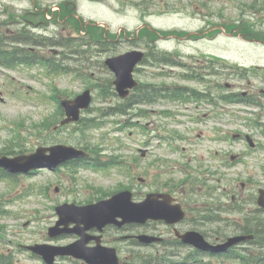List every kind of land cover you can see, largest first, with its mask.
Wrapping results in <instances>:
<instances>
[{"label": "rangeland", "instance_id": "rangeland-1", "mask_svg": "<svg viewBox=\"0 0 264 264\" xmlns=\"http://www.w3.org/2000/svg\"><path fill=\"white\" fill-rule=\"evenodd\" d=\"M66 2L69 3L68 9L74 2L77 13L84 18L108 24V29L104 26L91 29L93 38L106 36L117 39L115 47L79 53L81 56L72 54L65 60L73 67V72L85 71L94 79L100 78L103 83L112 77L103 65L106 58L134 48L126 38L133 36L144 23L158 28L161 35H167L168 29L185 35L187 31L218 25L228 33L238 31L246 38L259 41L247 42L235 34L227 37L217 33L216 28L210 32L215 35L201 34L203 38L196 41L195 37L163 39L157 34H150L151 38H157L159 47L182 53L192 65H207L209 58L204 55H215L245 66L264 64V0H0V30L14 38L23 31V26L40 32L42 23L47 26L41 28L44 34L51 37L67 36L68 32L79 35L83 27L79 22L74 19L69 22L58 20L60 7ZM6 6L20 15L18 18L22 23L5 25L2 22L9 20L1 12ZM49 13L51 19L47 17ZM62 16L66 19L65 15ZM142 31L139 36L148 34ZM40 48L49 56H58L61 52L59 47ZM40 48L36 50L40 51ZM174 71L177 69L170 72ZM73 72L48 77L40 66L0 69V152L13 156L33 152L39 146L63 143L84 147L95 154L98 152L103 160L113 156L114 161H122L123 164L106 171L87 168L70 171L68 166L52 171L43 167L34 174L18 175L14 184L0 180V201L8 211L0 215V249L9 254L15 260L13 262L41 263L30 256L24 245L45 241L65 245L76 239L74 234L53 240L48 237V228L57 219L55 206L63 202L82 203L119 189L132 190L135 200H140L148 191H159L160 186L167 182L175 190L182 191L188 187V197L178 198L192 211L198 205L218 204L220 197L216 195V190L224 192L222 187L227 186L233 192L236 189L245 196L250 192L256 193L259 187L264 186V149L257 147L252 150L246 140L232 138L235 132L248 133L256 143L264 145L263 135L245 120L254 117L250 112L252 108L225 106L226 110L237 113L243 120L211 118L209 113L212 109L207 102L166 103L153 107L158 110L173 109L175 113H166L168 117L154 113L148 117H135L133 113H138L135 110H131L132 117L128 114L104 115L101 111L109 112V107L116 106L120 97L112 95L104 100L94 82L76 77ZM153 73L152 69L142 68L136 78L144 82L180 81L173 74L166 79L154 77ZM214 77L217 80L226 78L222 82L233 83V88L237 90L255 92L261 88L255 77L250 83H240L235 77L226 75ZM185 84L203 87L197 83ZM88 88L92 90V108L83 112V117L94 119L101 126L86 127L82 131L74 129L75 125L71 129L57 127L63 116L57 100L74 98ZM257 111L254 109V113ZM120 120H128V126L120 128ZM157 135L159 137L156 138ZM140 149L145 150L144 155ZM235 154L241 161L231 159ZM200 165H204L202 169ZM221 200H228V197L224 196ZM244 213L234 212L230 217L237 221ZM227 214L223 213L226 217ZM228 230L227 235H231L229 227ZM116 236L111 234L108 237ZM107 244L117 246L121 258L129 250L125 241ZM65 260L61 264H82ZM212 263L233 264L228 261Z\"/></svg>", "mask_w": 264, "mask_h": 264}, {"label": "water", "instance_id": "water-1", "mask_svg": "<svg viewBox=\"0 0 264 264\" xmlns=\"http://www.w3.org/2000/svg\"><path fill=\"white\" fill-rule=\"evenodd\" d=\"M143 53L131 51L124 55L109 58L107 64L116 73V86L122 96L129 92V88L136 86L137 82L133 76L135 65L141 61ZM90 90L85 91L73 100L62 102L66 109L68 118L64 121L77 120L80 111L87 108L91 102ZM50 151L47 155L46 152ZM84 152L72 146L56 145L52 147H39L34 153L29 155H19L13 158L1 156L0 166L11 172H28L32 168L44 166H56L69 159L83 156ZM132 194L128 191L115 195L110 200L101 201L89 206H76L74 204H64L58 207L61 220L50 228V236H58L67 232H76L82 239L76 243L66 246L35 245L30 246L35 252L42 254L45 260L52 264L57 255L72 254L76 257L85 258L92 264H114L118 261L115 249L100 245V236H90L87 230L98 228L102 230L108 223L123 225L126 222H144L148 218L165 219L167 222H175L183 218L184 212L180 205H172L169 202L158 201L154 196H148L142 203H134L131 200ZM169 200V199H168ZM259 203L264 206V190L260 191ZM117 217H122L118 221ZM71 223H76V227L69 228ZM61 225H65L61 228ZM83 225V226H82ZM183 240L192 243L200 248L219 250L246 239L245 236L232 237L223 245L213 246L209 244L198 232H188L182 236ZM91 239H97L98 245L88 247L87 243Z\"/></svg>", "mask_w": 264, "mask_h": 264}, {"label": "trees", "instance_id": "trees-1", "mask_svg": "<svg viewBox=\"0 0 264 264\" xmlns=\"http://www.w3.org/2000/svg\"><path fill=\"white\" fill-rule=\"evenodd\" d=\"M88 35V34H87ZM83 36V35H67V36H58V37H51L48 35H45L44 33H40L39 36L34 35L30 33L28 30L24 29L19 36L11 38L7 33H0V64L5 65L7 67L13 66L14 64L18 62H27L32 63L33 61H40L41 64L45 65L48 70L47 72L49 74L55 75V74H61V73H70L73 72V67L67 63L65 60L68 58H71L72 54H85L90 53L95 50L103 49L104 47L109 46L111 48V43H108L105 40L97 41L93 44L92 41H90L89 36ZM102 39V38H101ZM20 44H28V45H40V46H52V47H59L61 49V52L58 56H46L44 53L40 51V53L33 52L29 50L28 48L13 44L17 43ZM85 47V48H84ZM151 50V49H150ZM80 53V54H79ZM81 56V55H80ZM149 56L152 59H148L147 62H152L157 66L161 65H170V66H180L184 67L186 69L185 72H183L182 77L185 80H193V81H200L201 83L204 82V77H202V74L198 69L201 70V67L199 66H193L190 68L191 65H188L184 62H180L177 57H174L171 53L159 50L157 48H153L149 52ZM82 58L83 57H79ZM211 62H217L219 63L221 68H228L227 70L229 72L233 71L234 74L238 78H246L250 69L244 68V67H231L228 64H225L223 62H219L217 60H213ZM212 66H207L206 68H210ZM189 71V72H188ZM76 73V72H75ZM78 76L81 77H87L93 79L92 82L95 83L96 86H101V89L103 92H113L111 90L112 88V80L111 78L105 79V84L102 82L100 78L94 79L92 77V74H88L85 71H79L76 73ZM114 94V92H113ZM138 94L141 96L140 98H137L135 95L132 96L128 101L127 104L124 105H117L116 108H112V112L110 113H116V112H123V107L125 109L129 106H133L135 103H153L154 101H157L159 99H173V100H188V99H200V100H206V101H213V97H211V94H208L206 91L202 90H195L192 88H187L183 86L179 87H161V86H151V85H141L139 88ZM137 94V95H138ZM148 96L149 98H147ZM153 97L154 99H150ZM219 100L223 101H239V102H258L259 99H256L254 95H243L242 93H231L229 95L223 94L220 95ZM264 106V105H263ZM117 110V111H114ZM103 113V111H101ZM87 120L92 119H86L84 118L81 122V128L87 127L90 125V122H87ZM1 171V170H0ZM1 176H7L4 172H1ZM4 209L2 206H0V213H2ZM253 220L255 221H263L261 218H258L257 216L253 217ZM247 231H253V228L248 227L246 228ZM254 231H257V234H259L260 238H264V221L263 224L257 223ZM143 262H149L148 260H143Z\"/></svg>", "mask_w": 264, "mask_h": 264}, {"label": "flooded vegetation", "instance_id": "flooded-vegetation-1", "mask_svg": "<svg viewBox=\"0 0 264 264\" xmlns=\"http://www.w3.org/2000/svg\"><path fill=\"white\" fill-rule=\"evenodd\" d=\"M163 190H167V187H165V186H160V188H159V191H163ZM157 191V190H156Z\"/></svg>", "mask_w": 264, "mask_h": 264}]
</instances>
